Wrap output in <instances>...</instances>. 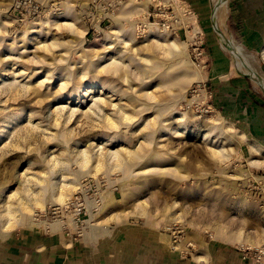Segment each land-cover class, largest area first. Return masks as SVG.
I'll use <instances>...</instances> for the list:
<instances>
[{
    "label": "rangeland",
    "instance_id": "374dc122",
    "mask_svg": "<svg viewBox=\"0 0 264 264\" xmlns=\"http://www.w3.org/2000/svg\"><path fill=\"white\" fill-rule=\"evenodd\" d=\"M90 1L0 0V234L47 229L83 183L104 179L86 228L139 222L175 240L264 248V149H250L247 123L219 103L235 75L263 110L264 90L237 70L214 0H205L201 59L182 30L139 34L169 0ZM226 38L264 79V45ZM213 46L231 63L225 81ZM198 83L206 91L194 95Z\"/></svg>",
    "mask_w": 264,
    "mask_h": 264
},
{
    "label": "crops",
    "instance_id": "0c3cea01",
    "mask_svg": "<svg viewBox=\"0 0 264 264\" xmlns=\"http://www.w3.org/2000/svg\"><path fill=\"white\" fill-rule=\"evenodd\" d=\"M186 1L203 23L208 2ZM227 31L249 50L264 45V0H230ZM211 55L215 72H221L223 81L233 75L225 52L213 46ZM224 86L225 96L220 95L219 103L228 106L233 120L247 123L244 133L258 143L250 149L263 151L262 101L250 98L246 80L237 75ZM232 241L185 239V235L175 240L162 227L139 222H95L88 224L83 236L75 237L56 223L51 230L27 228L0 234V264H259L253 253L245 254Z\"/></svg>",
    "mask_w": 264,
    "mask_h": 264
},
{
    "label": "built area",
    "instance_id": "2783aa9c",
    "mask_svg": "<svg viewBox=\"0 0 264 264\" xmlns=\"http://www.w3.org/2000/svg\"><path fill=\"white\" fill-rule=\"evenodd\" d=\"M65 1L59 0V3ZM91 1L90 5L97 0ZM162 8L161 15L158 18L150 15L149 21L143 24L144 30L138 31L139 34L146 35L158 29L160 33H168L179 37L182 30L195 58L201 59V57H204V32L200 25V19L192 6L183 0H169ZM139 27L141 28V25ZM148 29L150 31L146 32ZM143 32L144 34H142ZM200 67L203 70L206 69V62L202 61ZM206 86L205 83H198L192 88L191 92L194 95L200 94L202 90L206 91ZM107 187V181L104 179L97 182L89 181L83 183L81 191L78 192L76 197L69 200L63 208L57 209L62 216L51 223H47V230H51L52 226L58 223L68 235L83 236L87 222L85 217H90L91 214L101 209L104 204L105 193L108 191ZM238 248L245 254L253 253L255 261L259 264H264V248L255 250L242 246Z\"/></svg>",
    "mask_w": 264,
    "mask_h": 264
},
{
    "label": "bare ground",
    "instance_id": "6f19581e",
    "mask_svg": "<svg viewBox=\"0 0 264 264\" xmlns=\"http://www.w3.org/2000/svg\"><path fill=\"white\" fill-rule=\"evenodd\" d=\"M215 9L213 13V24L216 28L220 39L227 45L226 37H227V1L226 0H214ZM231 46V50H229L234 56L235 65L239 72L249 75L253 78V81L260 88L264 90V79L260 76L256 69H252L251 66L248 65L249 59L253 61L250 56L245 55V51L240 46H235L232 41L229 42ZM253 63V62H252ZM114 64V63H113ZM252 65V64H251ZM253 66V65H252ZM118 68V67H117ZM261 77V78H260ZM103 93V92H102Z\"/></svg>",
    "mask_w": 264,
    "mask_h": 264
},
{
    "label": "water",
    "instance_id": "95a60500",
    "mask_svg": "<svg viewBox=\"0 0 264 264\" xmlns=\"http://www.w3.org/2000/svg\"><path fill=\"white\" fill-rule=\"evenodd\" d=\"M226 1H228V0H226ZM226 41H227V45H225V47H226L228 50H231V46H229V44H230V43H229V42H230L229 39L227 38ZM247 76H248V75H247ZM249 77H250V76H249Z\"/></svg>",
    "mask_w": 264,
    "mask_h": 264
}]
</instances>
